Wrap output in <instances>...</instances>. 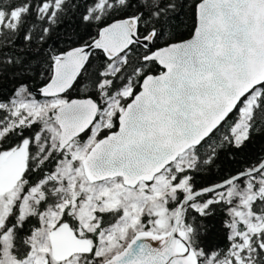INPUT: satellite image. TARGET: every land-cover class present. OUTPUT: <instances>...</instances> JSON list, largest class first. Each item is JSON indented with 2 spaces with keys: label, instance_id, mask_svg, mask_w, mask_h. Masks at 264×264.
Masks as SVG:
<instances>
[{
  "label": "snow or ice",
  "instance_id": "snow-or-ice-1",
  "mask_svg": "<svg viewBox=\"0 0 264 264\" xmlns=\"http://www.w3.org/2000/svg\"><path fill=\"white\" fill-rule=\"evenodd\" d=\"M0 264H264V0H0Z\"/></svg>",
  "mask_w": 264,
  "mask_h": 264
}]
</instances>
